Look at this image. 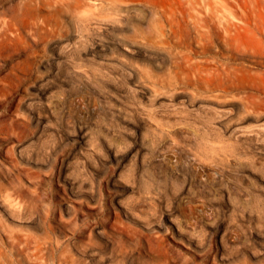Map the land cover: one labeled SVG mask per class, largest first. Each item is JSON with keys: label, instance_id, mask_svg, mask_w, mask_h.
<instances>
[{"label": "rangeland", "instance_id": "obj_1", "mask_svg": "<svg viewBox=\"0 0 264 264\" xmlns=\"http://www.w3.org/2000/svg\"><path fill=\"white\" fill-rule=\"evenodd\" d=\"M18 179L65 238L0 236V264H264V0H0L1 195ZM90 225L105 248L69 245Z\"/></svg>", "mask_w": 264, "mask_h": 264}, {"label": "bare ground", "instance_id": "obj_2", "mask_svg": "<svg viewBox=\"0 0 264 264\" xmlns=\"http://www.w3.org/2000/svg\"><path fill=\"white\" fill-rule=\"evenodd\" d=\"M196 16L197 17H200L202 22L203 21H206L208 19L213 20V21L216 19V20H219L220 21V20H222L224 18L223 15H220L217 12H214V11H211V10L209 12L203 13L201 15L200 14H196ZM219 21H218V24L224 30H227L228 28H232V27L238 28L236 24L231 23L229 21L226 22V25H221V22H219ZM204 25H207V24L204 23ZM33 121L35 122L36 125H39L41 123L36 118H34ZM20 145L21 144H18L17 143V145H15L13 147L14 152H16L19 156L22 155L21 154V150H19L20 147H21ZM7 153H9V152H7ZM17 176H19V175H17ZM19 179L17 180V185H12L11 186V184H9V186L7 188L1 187L2 189L5 190L6 195H1V189H0V236H2V238L5 241V243H7L9 240L10 241L12 240V241H15L17 243H26V244H28V243H30L31 241L34 240V243L36 245H41V244L44 245V244L50 243L52 241V239H54L55 242H57V244H59V242L63 241V239L65 237H63V236L60 235V233L57 231L56 227L50 226V224H46L44 222L41 223V221L37 217L36 211L33 209V205L31 204L32 202L28 200V198H29L28 197V194H29L28 193V190H26V188L23 187L22 182ZM112 202H113V205L119 206V202L117 201V197H114L113 200H112ZM131 207H133V206H131ZM131 207H129V208H131ZM129 210H131V209H129ZM127 211L128 210H126V213H127ZM60 212L64 216L74 215L73 214V211H71V209L69 208V206L62 207L60 209ZM126 213L124 212V214H126ZM50 215H52V212H50ZM126 215H128V214H126ZM20 219H24L26 221V223H27V226L26 227L27 228H24L23 229L21 227L20 229L17 228L16 231L13 230L12 225L9 223V221H16V220H20ZM59 223H61V218L59 220ZM59 223H58V225H59ZM69 223L71 224L72 221H70ZM203 223H206V221L204 220ZM43 224L46 225V229H47V233H48L47 234V237H44L42 239L36 238V236L32 235L31 229L32 228L39 229L41 227V225H43ZM13 226L16 228V226L14 224H13ZM21 229H23V230H21ZM87 231H88V233L86 234ZM178 233H179V231H178ZM102 234L103 233L100 230V227L98 225H95V226H91L90 225L85 230L79 228V229H76L74 231V234H72V236H70L71 238H70V244L69 245H71V246L73 245L76 249H84V250H86L92 244H95L96 242L99 241L100 242V245L103 248H105L106 243L103 241ZM83 238H85V241H83ZM177 238H180V237H177ZM35 248H37V247H35ZM68 249H69V252H72V251H70V248L69 247H68ZM217 256L218 255L215 254V258ZM73 257H75V256H73ZM119 258H120V261L129 262V257L124 252H121L120 253ZM70 260H73V262H74L77 259L74 258V259H70ZM70 260H68V261H70ZM136 264H137V262H136ZM142 264H148V263L142 262ZM149 264H151V263H149Z\"/></svg>", "mask_w": 264, "mask_h": 264}]
</instances>
